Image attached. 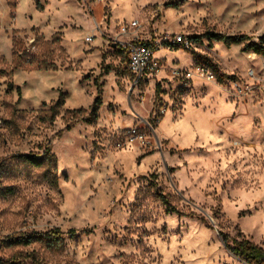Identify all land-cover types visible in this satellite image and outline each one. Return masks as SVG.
I'll use <instances>...</instances> for the list:
<instances>
[{"label":"rangeland","instance_id":"374dc122","mask_svg":"<svg viewBox=\"0 0 264 264\" xmlns=\"http://www.w3.org/2000/svg\"><path fill=\"white\" fill-rule=\"evenodd\" d=\"M166 32L196 50L132 74L123 44ZM212 34L257 42L264 0H0V264H247L222 232L264 248V57ZM99 90L95 121L71 112ZM46 149L48 174L23 158ZM54 229L63 247L11 243Z\"/></svg>","mask_w":264,"mask_h":264},{"label":"trees","instance_id":"16d2710c","mask_svg":"<svg viewBox=\"0 0 264 264\" xmlns=\"http://www.w3.org/2000/svg\"><path fill=\"white\" fill-rule=\"evenodd\" d=\"M211 39L214 42L217 43H223L226 47L230 48L234 45H242V50L245 52L252 51L255 54L264 57V34L261 35L258 38V41H254V38L249 35H239V36H226V35H220V34H212ZM195 38H193L194 40ZM199 61L204 60L205 58L203 56H196ZM209 61L206 60V63ZM203 62V61H202ZM216 73L218 72L215 68ZM219 74V75H218ZM217 77H219V80L223 81L225 79H231L230 76H226L225 74H222L218 72ZM20 91V90H19ZM100 91V90H99ZM101 91L99 92V96L95 101L94 106L90 110H73L72 113H84L83 120H86L87 122H93L98 117V109L101 103V97H100ZM65 97L66 95L63 94L58 101L53 103L51 105L50 111L52 112V122L55 121V118L58 114V109L64 106L65 104ZM46 105V104H44ZM74 126V122H71L66 125L65 128L57 132V136H61L64 131L71 130ZM23 158L27 160L30 164H32L35 167H41L42 165L46 164L50 167L49 171H47V174L51 171L57 170V160L54 156L51 155L50 149H46L45 153L42 155V157H36L32 155H24ZM58 181L57 177L54 176V182L56 183ZM165 206H167L169 212H174L180 215H184L182 212H180L177 208L172 206L170 204V201L168 198L164 195L160 196ZM206 220L205 218H203ZM207 221V220H206ZM74 231L71 230L68 232L69 235H74ZM64 234L61 233L59 230H50L47 232H34L30 235H21L17 238H13L11 240V243L14 245H21V246H28L36 241H48L52 242L58 247L64 246ZM221 236L223 238L224 244L228 248L230 252H232L234 255L240 257L242 260H244L247 264H264V248L255 244L248 238H243L241 240L232 238L230 235L221 233ZM13 264H27L25 262H22L20 260H13ZM31 264H41L39 262H33Z\"/></svg>","mask_w":264,"mask_h":264},{"label":"built area","instance_id":"2783aa9c","mask_svg":"<svg viewBox=\"0 0 264 264\" xmlns=\"http://www.w3.org/2000/svg\"><path fill=\"white\" fill-rule=\"evenodd\" d=\"M83 5L105 4L107 0H81ZM129 27H137V23L133 22L130 26H123L122 33H126ZM196 43L191 36L185 34H170L168 32L156 36L154 39L143 42L133 39L123 44V49L128 60V68L132 74L138 78L155 75L160 67V61L155 58V53L161 49L177 50L182 49L186 52H194ZM202 72H206L207 68L202 67ZM213 78V76H211ZM237 89L244 92V89L237 84ZM128 135L135 137L140 136L137 129L128 131Z\"/></svg>","mask_w":264,"mask_h":264},{"label":"crops","instance_id":"0c3cea01","mask_svg":"<svg viewBox=\"0 0 264 264\" xmlns=\"http://www.w3.org/2000/svg\"><path fill=\"white\" fill-rule=\"evenodd\" d=\"M148 41H150V40H147V41H143V42H148ZM194 41H195V43H197V41L194 39ZM181 55V54H180ZM159 58V57H158ZM161 58H162V56H161Z\"/></svg>","mask_w":264,"mask_h":264}]
</instances>
